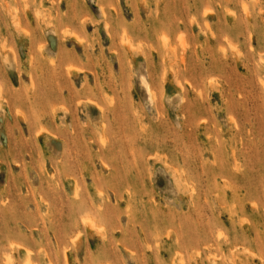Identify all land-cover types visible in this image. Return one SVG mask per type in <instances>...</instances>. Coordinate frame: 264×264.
Here are the masks:
<instances>
[{
  "label": "rangeland",
  "instance_id": "1",
  "mask_svg": "<svg viewBox=\"0 0 264 264\" xmlns=\"http://www.w3.org/2000/svg\"><path fill=\"white\" fill-rule=\"evenodd\" d=\"M0 264H264V0H0Z\"/></svg>",
  "mask_w": 264,
  "mask_h": 264
},
{
  "label": "bare ground",
  "instance_id": "2",
  "mask_svg": "<svg viewBox=\"0 0 264 264\" xmlns=\"http://www.w3.org/2000/svg\"><path fill=\"white\" fill-rule=\"evenodd\" d=\"M78 39V38H77ZM260 59V58H259ZM85 219H88V218H85ZM86 224V223H85ZM90 225V224H89ZM93 225V224H92ZM93 227V226H92ZM97 228V227H96ZM218 235V234H217Z\"/></svg>",
  "mask_w": 264,
  "mask_h": 264
}]
</instances>
